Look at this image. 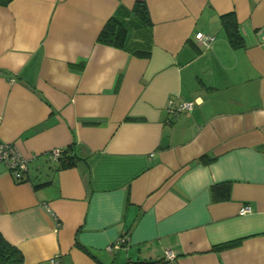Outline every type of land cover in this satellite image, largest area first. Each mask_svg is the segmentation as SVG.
<instances>
[{
	"label": "crops",
	"instance_id": "1",
	"mask_svg": "<svg viewBox=\"0 0 264 264\" xmlns=\"http://www.w3.org/2000/svg\"><path fill=\"white\" fill-rule=\"evenodd\" d=\"M137 1L148 57L97 41ZM171 98L197 104L173 115ZM0 140L28 159L21 181L0 163V235L22 264H264V0L0 5Z\"/></svg>",
	"mask_w": 264,
	"mask_h": 264
},
{
	"label": "trees",
	"instance_id": "2",
	"mask_svg": "<svg viewBox=\"0 0 264 264\" xmlns=\"http://www.w3.org/2000/svg\"><path fill=\"white\" fill-rule=\"evenodd\" d=\"M11 1L0 0V5L5 6ZM220 23L229 44L234 48L243 47V38L239 33L234 13L229 12L221 15ZM151 28L152 21L145 2L137 1L130 9L119 6L115 14L102 27L97 41L123 49L138 57H148L152 47ZM75 159L73 155H60L58 158L61 161L60 166H70L74 163ZM225 187L226 190L218 192L217 184L213 185L212 192L214 197L228 196L229 185L225 184ZM22 263L23 255L19 249L11 245L0 235V264Z\"/></svg>",
	"mask_w": 264,
	"mask_h": 264
},
{
	"label": "built area",
	"instance_id": "3",
	"mask_svg": "<svg viewBox=\"0 0 264 264\" xmlns=\"http://www.w3.org/2000/svg\"><path fill=\"white\" fill-rule=\"evenodd\" d=\"M195 38L198 44H201L206 48L211 47L214 41V36L205 34L203 32H197ZM196 104V100L177 102L171 98L167 101L166 110L168 113L177 115L182 112L191 111ZM61 153L62 149L60 148L52 149L48 152V158L58 160ZM0 163L6 165L15 180L21 181L24 179V174L27 172L28 159L20 153L14 144L0 140ZM238 212L241 215L251 213L252 207L249 204L242 205ZM126 240V235H123L119 237L115 243H113L112 247H120L121 245H125ZM173 257L174 255L172 253H166V259L170 260L173 259ZM51 264H61L58 255H55L51 258Z\"/></svg>",
	"mask_w": 264,
	"mask_h": 264
}]
</instances>
